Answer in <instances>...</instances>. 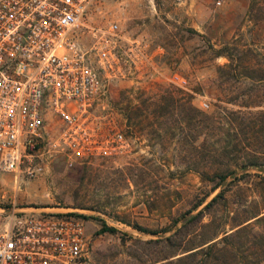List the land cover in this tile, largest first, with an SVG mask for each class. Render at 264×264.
<instances>
[{"label":"rangeland","instance_id":"1","mask_svg":"<svg viewBox=\"0 0 264 264\" xmlns=\"http://www.w3.org/2000/svg\"><path fill=\"white\" fill-rule=\"evenodd\" d=\"M89 21L95 26L116 22L124 34L151 44L150 76L110 81L105 87L106 112L129 139V152L72 164L58 153L42 174L19 177L18 183L13 174L0 172V229L11 223L12 213L30 207L75 210L88 216V254L82 264H161L169 254L218 240L263 212L264 172L236 169L214 189L199 172L211 174L227 158L197 149L202 136L196 137L198 132L181 117L188 105L208 113L217 107L264 110V80L256 85L244 75L258 73L221 72L218 67L228 60L217 56L236 37L245 51L241 61L264 74V0H98ZM157 45L163 53L156 52ZM174 74L184 79L183 86L171 81ZM254 90L257 97L248 99ZM244 102L252 105L247 108ZM259 141L263 145L264 137ZM220 191L222 196L204 209ZM186 222L174 236L176 246H169L166 237ZM103 224L117 231L101 233ZM245 247L230 243L216 264H246Z\"/></svg>","mask_w":264,"mask_h":264},{"label":"built area","instance_id":"2","mask_svg":"<svg viewBox=\"0 0 264 264\" xmlns=\"http://www.w3.org/2000/svg\"><path fill=\"white\" fill-rule=\"evenodd\" d=\"M97 2L0 0V172L17 183L42 174L58 153L72 164L129 152V139L106 112L105 87L150 76L151 44L116 22L91 24ZM171 81L184 83L177 74ZM30 209L12 213L0 229V264H82L85 214Z\"/></svg>","mask_w":264,"mask_h":264},{"label":"trees","instance_id":"3","mask_svg":"<svg viewBox=\"0 0 264 264\" xmlns=\"http://www.w3.org/2000/svg\"><path fill=\"white\" fill-rule=\"evenodd\" d=\"M240 52L244 53L245 51L239 49L236 37L233 42L224 44L218 49L217 56H223L228 60L226 64L218 67L219 71L242 75L245 69L252 70L258 73L257 76L244 75L256 85L262 83L264 80L263 70L252 63H248V61H241ZM254 91V93L250 92L247 95L248 99L257 97L256 90ZM167 100L169 104H173L174 96L169 94ZM244 103L242 105L247 108L252 105V102ZM184 111L185 114L181 117V120L187 128L193 127L198 132L196 137L202 136L197 149L208 153L213 152L215 156L227 158V162L218 164L220 166L211 174L204 171L199 172L203 181L212 182L214 189H216L228 176L235 174L236 169H242L246 174L248 168H255L264 172V144L259 143L260 137H264V110L252 113L248 110L217 107L216 110L208 113L188 105ZM213 139H216L215 142ZM186 140L188 142V134ZM254 141H257V143H253ZM219 142H223V144L219 146ZM261 178L264 180V176H261ZM221 196L222 192L220 191L205 204L204 209L210 208ZM201 214L202 210L189 222ZM85 218H88V216H85ZM187 223L178 228L173 235L166 237L169 246H176L174 236L179 235L187 226ZM263 223L264 211L253 214L244 222L237 224L231 232H224V235L218 240H215V237L202 241L198 246L188 247L181 254L171 253L163 258L165 261L161 264H216L222 260L220 254L230 251V243L234 245L235 241L242 242V246H246L249 251V255L246 256L248 257L246 264H264V229L259 228ZM136 227L139 230L148 231L140 226ZM116 231L115 227L106 224H103L100 229L101 233H114ZM150 233L155 234L158 232L151 231Z\"/></svg>","mask_w":264,"mask_h":264}]
</instances>
